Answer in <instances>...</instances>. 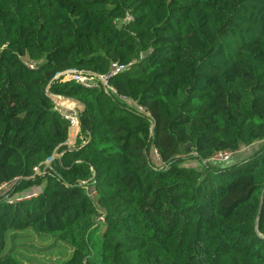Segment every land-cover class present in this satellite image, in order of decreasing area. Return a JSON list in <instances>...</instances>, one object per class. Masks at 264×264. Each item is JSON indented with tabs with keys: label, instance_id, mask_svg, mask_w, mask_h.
Returning a JSON list of instances; mask_svg holds the SVG:
<instances>
[{
	"label": "trees",
	"instance_id": "1",
	"mask_svg": "<svg viewBox=\"0 0 264 264\" xmlns=\"http://www.w3.org/2000/svg\"><path fill=\"white\" fill-rule=\"evenodd\" d=\"M112 62L116 93L55 80ZM263 189L264 0H0V264L26 228L70 246L45 264H264Z\"/></svg>",
	"mask_w": 264,
	"mask_h": 264
},
{
	"label": "rangeland",
	"instance_id": "2",
	"mask_svg": "<svg viewBox=\"0 0 264 264\" xmlns=\"http://www.w3.org/2000/svg\"><path fill=\"white\" fill-rule=\"evenodd\" d=\"M260 144L261 142H256L250 146H242L224 165H230L237 160L249 157ZM156 158L154 154L153 161L156 162ZM189 164L199 166L195 161ZM4 253L14 257L20 264L61 263L70 257L71 248L66 242L56 240L51 234L39 233L32 228H26L7 232Z\"/></svg>",
	"mask_w": 264,
	"mask_h": 264
},
{
	"label": "built area",
	"instance_id": "3",
	"mask_svg": "<svg viewBox=\"0 0 264 264\" xmlns=\"http://www.w3.org/2000/svg\"><path fill=\"white\" fill-rule=\"evenodd\" d=\"M26 64L28 68L33 69L37 66L38 63L35 62H28L26 61ZM132 65V62L129 63H118V62H112L110 64V69L107 73L105 74H97L85 70H76V69H68L63 72L58 73L57 75H60L63 80H74L76 82H79L81 85L87 87V88H93V87H98L99 85L103 87V89L107 93H116L115 88L109 84V79L116 74L128 70L130 66ZM56 75V76H57ZM51 99L56 105V108L63 114V116L69 121V133L71 129H78L79 128V111L80 107L74 105V106H69L64 103V100H61L59 98V95H54V94H49ZM122 99L126 100L125 97H122ZM127 101L135 106L139 111H143V108L140 106L135 105L133 102L127 99ZM62 109H66L68 111H64ZM75 130V131H76ZM154 154L156 157H158L156 150L154 149ZM233 155V152L230 150H220L216 153H214L210 160L214 163H223L227 162L231 156ZM36 172H38V169L35 168ZM34 194L31 195H26L22 198H16V201H20L23 199H29L33 196ZM12 202V201H10ZM102 220V217H100Z\"/></svg>",
	"mask_w": 264,
	"mask_h": 264
},
{
	"label": "water",
	"instance_id": "4",
	"mask_svg": "<svg viewBox=\"0 0 264 264\" xmlns=\"http://www.w3.org/2000/svg\"><path fill=\"white\" fill-rule=\"evenodd\" d=\"M61 78V76L60 75H57V76H55V80H57V79H60ZM47 92H48V94H51L48 90H47ZM59 98L61 99V100H72V101H75L76 103H77V105L76 106H78V107H80V113L84 110V108H85V104L84 103H82V102H80V101H78V100H76V99H74V98H69V97H66V96H59ZM191 144L190 143H188L185 147L186 148H188L189 146H190ZM74 149V148H73ZM48 162V161H47ZM47 162L45 163V166H44V170L46 169V168H51L50 167V164H47ZM203 163H205V161H203ZM82 184H84V183H80L79 185H82ZM263 191H264V189H263ZM263 193V192H262ZM261 206H262V195H261V200H260V203H259V210H258V213H257V217H256V221H255V227H256V229H257V222H258V219H259V213H260V209H261Z\"/></svg>",
	"mask_w": 264,
	"mask_h": 264
},
{
	"label": "crops",
	"instance_id": "5",
	"mask_svg": "<svg viewBox=\"0 0 264 264\" xmlns=\"http://www.w3.org/2000/svg\"><path fill=\"white\" fill-rule=\"evenodd\" d=\"M64 103L67 104V105H69V106H72V105H70L69 103H67V102H65V101H64ZM75 130H76V129H75ZM78 130H79V128H78L76 131H74L73 134L68 133V137H67L66 144H67V146H69V148H73V147H74V144H75V138H76V135H77ZM55 156H56V157H59L60 154H58V155L55 154Z\"/></svg>",
	"mask_w": 264,
	"mask_h": 264
}]
</instances>
